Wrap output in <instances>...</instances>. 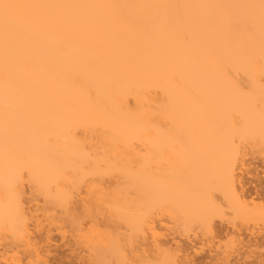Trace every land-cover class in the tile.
I'll return each mask as SVG.
<instances>
[{"label":"bare ground","instance_id":"obj_1","mask_svg":"<svg viewBox=\"0 0 264 264\" xmlns=\"http://www.w3.org/2000/svg\"><path fill=\"white\" fill-rule=\"evenodd\" d=\"M247 133L264 153V0H0V264L54 263L52 231L86 264H190L162 214L254 252L214 222L264 221Z\"/></svg>","mask_w":264,"mask_h":264},{"label":"rangeland","instance_id":"obj_2","mask_svg":"<svg viewBox=\"0 0 264 264\" xmlns=\"http://www.w3.org/2000/svg\"><path fill=\"white\" fill-rule=\"evenodd\" d=\"M245 135L241 138L242 140L240 139V142H239L240 143L239 146H241L244 143H246V144H244L246 146L243 145V146L240 147V148H243V150H245L246 153H247V155L243 156V157H245L244 160H243V163L245 165L244 167H245L246 170H249L247 168H250V167L252 168V167L257 166L258 172L260 173L261 170L262 171L264 170V161H262V160H264V153L261 151V149L258 150L257 142H256V140L252 139V137H253L252 134L247 133ZM249 140H251V141H249ZM253 147H254V149H253ZM244 174H245V172H244ZM261 175H262V173L259 174V176H261ZM256 182L254 181L253 183H251L249 185V187L253 188V184H258V182L257 183ZM253 201L255 202L256 199L253 200ZM158 217H159L158 218L159 220H157V225L159 226L158 231L161 232L162 235H164V236L166 235L165 237L162 236V238H165V239L168 238L170 240L172 239L173 241L172 240L170 241V240L167 239L171 246H174L175 242L178 243L179 241H181V242H179L180 245H182V244L184 246L186 245L188 247L189 258L191 259L192 264H205V263H207V264H221V263L222 264H232L233 261L236 259V257H235L236 254H237V258L241 255L239 258H241L240 260L242 262L245 263V261H246L247 264H253L252 261L255 259V256L258 253H261V252L263 253L264 252V247H262L264 245H260L258 247V249L256 247L253 248L254 246H252L250 248L251 250L250 249L247 250V251L254 250V252H252V253L249 252L250 254L249 253H243V249H240L237 252L238 248L235 249V250L232 249V248H234L237 245L234 244V243L231 244V242L229 243V239H228V237L225 236L226 235L225 232H222L221 236L220 235L219 236H216V235L213 236L214 234L210 235V234H208L206 232H203L202 229L198 228L195 225H193L192 228L189 229L188 231H186V232L182 231L181 232V229H179V231H178L176 228L173 227L171 219L166 214H162L161 216H158ZM101 220L103 221L104 218L102 216H99L98 217V221H101ZM224 220L223 221L221 220L222 221L221 222V221H218L217 219H214V222H215V224L218 227L219 226H224V227L229 229V228H232V226H233V227H235L237 229L239 228L240 232L242 234V238L244 237V239H246V240L247 239H253V237L256 238V235L260 236V234L264 231V223L262 224V222H264L263 220H256L254 222L253 221H250V222L248 221L247 225H246V222L245 223L243 222V224L238 222L239 220H235L236 222H234L232 220H229L227 218L224 219ZM164 221H166V222H164ZM230 221H231V223H229ZM171 228H174V229H171ZM256 230H257V232H256ZM175 231H177V232H175ZM250 233H252V234L250 235ZM69 234L70 233H66V236L62 237L60 235V233H58L57 231H55V232L52 231V238H53L52 239V246L53 247L51 246V248H52L51 250L52 251L50 252L51 254H49V255H52V258H50V256H49L50 261L54 262L52 264H83V263L86 264V262H84V261H86L85 260L86 253L84 251H80V249L75 244L73 237L70 236ZM170 235H172V236H170ZM245 236H247V237L245 238ZM174 240H175V242H174ZM230 245H232V246L235 245V246L232 247ZM75 247H76V249H75ZM220 251H223V254ZM224 251H226V252H224ZM219 252L221 253V255H227L229 260H226L228 258H226L224 256H221ZM76 253H78V255ZM148 253L151 254L150 250H148ZM240 253H242V254H240ZM178 254H181V253L179 252ZM228 255H230V257ZM232 255H234V256H232ZM246 255H248V256H252L253 255L252 256L253 258L252 257H248ZM179 257H180V255H179ZM222 257L226 258V259L223 260ZM191 262H190V264H191Z\"/></svg>","mask_w":264,"mask_h":264}]
</instances>
